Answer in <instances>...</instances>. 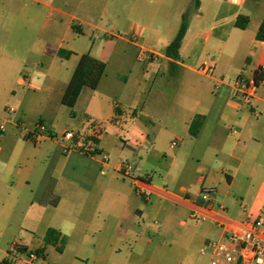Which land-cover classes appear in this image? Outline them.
Instances as JSON below:
<instances>
[{"label":"crops","instance_id":"crops-1","mask_svg":"<svg viewBox=\"0 0 264 264\" xmlns=\"http://www.w3.org/2000/svg\"><path fill=\"white\" fill-rule=\"evenodd\" d=\"M163 1L161 0L162 3ZM189 1L192 3V0ZM249 1L212 0L209 9H205L203 0H200L196 17L188 20V30L177 59L158 54L154 47L144 48L139 45L143 50L156 54L150 61L138 55L142 61L135 64V69L144 74L145 84L149 76L153 75L148 89H144L141 82L138 83L140 94L146 98L140 117L152 123L153 128L158 127L159 131H162L164 125L180 127L185 133L182 144L187 142L186 137L189 138V143L187 152L180 158L178 152L174 153L167 169L163 168L161 162L156 165L150 163L151 153L158 150L155 149L158 134H155L152 140L149 134L152 129L148 130V133L144 132L147 127L138 118L129 133L132 142L126 144L123 150H128L127 153L134 156L133 158H136L137 154V157L142 159L138 166L133 164L136 177L147 178L154 185L165 189L171 186L174 196L189 202H200L202 189L209 187L216 189L215 203H219L223 209L231 191L236 192L243 200L253 194L254 204L264 196V71H261L260 63L261 60L264 61V42L256 39L264 19L253 25V10L247 9ZM260 3V0H256L254 6L257 7ZM34 6L48 7L40 0H0V25L9 21L15 26L11 38L17 34L23 40L31 38L34 12L36 16L41 13V9H34ZM179 13L183 16L184 10ZM240 16L250 19L245 30L236 27ZM163 22L159 20L157 23V33H162L161 27L165 26ZM72 26L74 24L71 29ZM179 28H172L173 38L165 43V51L176 37ZM247 40L251 41L253 50H249ZM61 49V45L54 49V57L60 61L73 62L72 55L60 57ZM201 51L216 57L214 77H206L198 72L201 63L206 59L199 53ZM80 56L77 57L76 63L79 62ZM225 56L227 60L220 67V61ZM241 59H244L245 65L239 68ZM258 73L262 74L263 78L253 104L242 105L234 98L231 83L239 75L251 77ZM20 83L24 84V81L20 80ZM158 84L171 88L172 96L169 99L156 97ZM31 87L36 89L35 86ZM83 92L84 90L80 98ZM198 117L200 126L197 134L192 136L190 127ZM72 118V123L60 132L47 136L39 133L37 141H33L38 146L35 156L27 158L25 164L17 169L19 179L15 188L19 189L20 193L23 189L35 186L34 197L26 217L37 225L27 229L30 231L29 236L19 233L9 243V248L14 242H19L29 252L44 248L41 257V261H44L45 236L50 228H54L59 231L57 246L65 245V249H69L74 255L75 262L70 264H108L109 261L113 264L135 263L136 260L132 258L137 256V253L134 251L128 260L122 258L123 248L127 244H133L136 251L142 237L137 234V229L132 227L131 220L134 215L139 219L148 215L155 223L168 219L186 226L188 223L181 221L178 211L171 210L170 206L175 205L190 213L189 202L154 195L157 201L146 202L151 203V207L144 206L133 182L121 177L117 171L118 165L123 161L122 157L110 158V173L102 175L100 156H89L81 151L90 140V129L77 122V111L74 110ZM233 129L236 133H233ZM67 130L76 132L74 141L69 145L59 142V138ZM28 137L27 135L26 138ZM148 143L153 144L152 152L145 149ZM179 144L178 142L177 146ZM177 146L171 145V148ZM66 147L70 149L66 150ZM97 148L99 153L104 154H107L106 149H110L102 142V137L97 142ZM16 149L11 151V157L17 156ZM143 153L146 154L145 157ZM180 163L184 166V172L176 177V181L169 183L173 167L179 166ZM33 174L40 175L39 181L32 180ZM62 187L65 188V199L56 195ZM10 196L19 204L23 201L14 191ZM61 207L67 208V211L58 213ZM52 208L56 211L52 215L55 224L43 228L41 224L44 216ZM238 208L240 211L236 215L239 218L246 216L247 209L239 205ZM148 244L153 245V240L149 239ZM171 249L172 245H169L164 263L170 261L173 256ZM0 252L7 257V251ZM113 254L117 256L116 259H112ZM4 260L6 258H3L1 264ZM176 264L182 263L177 260ZM185 264H190L189 259L186 258Z\"/></svg>","mask_w":264,"mask_h":264},{"label":"rangeland","instance_id":"rangeland-1","mask_svg":"<svg viewBox=\"0 0 264 264\" xmlns=\"http://www.w3.org/2000/svg\"><path fill=\"white\" fill-rule=\"evenodd\" d=\"M48 5L41 9V13L34 12L32 36L23 40L20 36L14 35L11 38L12 29H15L12 22L0 25V125L5 126L3 134L0 132V250L8 251L9 243L19 233L30 235L27 229L34 228L36 222H31L26 213L34 197L35 186L23 189L20 193L16 189V182L19 179L17 169L24 165L27 158H33L38 146L31 142L26 136L30 133L47 136L50 133L62 131L72 123V111H77V122L87 129L99 124L102 129V142L110 147L105 150L109 159L122 157L123 163L134 165L141 164L142 159L130 155L123 147L131 144L129 133L133 129L137 119L147 127L144 132L152 129L150 133L153 140L158 134L156 152L151 153L150 163L161 162L163 168L170 164L175 152L179 158L187 152L189 138L182 144L185 136L180 127L175 128L164 125L162 131L153 128V124L144 121L140 117L145 95H141L138 83L148 89L151 83L150 75L145 84L144 74L135 69V64L142 60L139 56L145 50L131 44L132 34L140 35L138 44L145 47H154L158 54L164 55L165 43L171 40L172 28H179L182 22L180 11L188 12V20L194 19L197 9L193 8V1L189 0H40ZM256 0H250L247 9H252L251 18L253 25L264 19V0H260L259 6L255 7ZM212 0H203L205 9H209ZM58 10L64 11L61 14ZM73 16L75 19H72ZM164 21L165 26L161 27L162 33H157V23ZM46 24V25H45ZM76 25L79 33L72 30L71 25ZM253 27V26H252ZM251 27V28H252ZM142 31L140 34L139 32ZM1 33L3 36H1ZM9 37V39H8ZM8 39V41H4ZM59 45L64 50L71 51L74 57L73 62L60 61L54 57V49ZM246 45L253 50L250 40ZM91 55L103 61L107 65L106 74L96 90L85 88L75 109H71L62 103V98L70 82L71 76L78 63L76 59L81 54ZM200 54L202 53L199 52ZM205 58L216 59L212 54L202 53ZM227 57L220 61L223 66ZM262 64V60L260 61ZM76 65V67H74ZM245 65L241 59L238 67ZM218 70V69H217ZM216 74V73H215ZM248 77V76H246ZM161 78V77H160ZM24 81V84L20 83ZM35 86V88L31 87ZM156 97L169 99L172 96L170 87L158 84L156 86ZM7 108H14L15 113H7ZM136 110V112H135ZM139 116V117H138ZM6 121V122H5ZM43 128V129H42ZM11 136V138H7ZM35 142V141H34ZM59 142L69 145V141ZM173 142L180 143L176 148H171ZM133 144V143H132ZM153 144L148 143L146 150H153ZM17 148V156L11 157V151ZM181 148V149H180ZM144 157H145V153ZM167 161V163H165ZM134 164V165H133ZM173 167L169 177V183L176 181L181 174L183 167ZM107 173H110L108 171ZM34 182L39 181L40 175L31 176ZM173 191L172 187H167ZM23 201L18 203L10 196L11 192ZM65 188L56 195L63 196ZM255 196L249 194L243 200L236 192L231 191L229 199L223 204L225 214L231 219L243 220L247 217L264 220V196L254 204ZM65 199V198H64ZM144 206L151 207V203L157 201L153 196L151 203L140 200ZM240 207L246 208V216L239 218ZM255 206V207H254ZM171 210L178 211L179 218L188 225L182 226L178 221L162 220L155 223L147 216L139 219L134 215L131 220L132 227L137 229L141 237L139 247L136 251L133 244H127L123 248V260L132 257V251L137 253L134 256L135 263L132 264H176L180 260L185 264L186 258L190 264H208L211 251L206 249L205 254L201 253L208 243L216 242L219 239L221 230L212 222L197 223L190 219V213L175 205L170 206ZM219 209V203L216 204ZM67 208L61 207L58 211L62 213ZM56 213L54 208L48 210L44 216L41 226L55 224L52 215ZM185 224V223H183ZM40 226V227H41ZM30 230V229H29ZM36 230V229H35ZM153 240V245L148 240ZM169 245L172 255L170 261L163 262ZM7 256V255H6ZM5 257L0 252V264ZM115 254L112 259H116ZM166 259V258H165ZM75 262L74 255L65 245L46 246L45 260L37 264H70ZM77 263V261H76ZM108 264H113L111 261Z\"/></svg>","mask_w":264,"mask_h":264},{"label":"built area","instance_id":"built-area-1","mask_svg":"<svg viewBox=\"0 0 264 264\" xmlns=\"http://www.w3.org/2000/svg\"><path fill=\"white\" fill-rule=\"evenodd\" d=\"M143 30L139 33L141 34ZM139 34H132L131 43L139 46ZM141 48V47H140ZM142 49V48H141ZM156 56L154 52L146 51L140 58L151 60ZM216 69V60L206 58L200 65L198 72L206 77H214ZM261 71H264V61L261 64ZM234 89V98L242 105L251 106L256 97L259 84L256 74L251 77L239 75L232 81ZM14 108H7V113H15ZM6 122V121H5ZM5 131V126L0 125V132ZM90 140L81 148V151L89 156H100L102 166L100 173L106 175L109 168V156L99 153L97 142L102 137V129L99 124L94 125L90 129ZM233 133L236 130L233 129ZM28 138L37 141L38 134L30 133ZM76 132L73 130L65 131L61 138L63 141L73 142ZM177 146L176 142L172 143V147ZM66 147V150H69ZM117 171L123 178L130 179L138 193L139 197L150 202L152 197L171 198L180 202H189L187 199H181L174 196L171 192L163 187L154 185L149 179L139 178L135 176L134 167L126 162L118 165ZM216 189L213 187L204 188L200 193V202H189L190 219L197 223L212 222L220 230L221 235L216 242L208 243L206 248L201 249L204 255L206 249L211 251V257L208 264H264V220L258 218L247 217L243 220L231 219L225 214V209L216 208L215 203ZM7 258L2 264H37L41 262V257L36 252L25 250L19 242H14L6 253Z\"/></svg>","mask_w":264,"mask_h":264},{"label":"trees","instance_id":"trees-1","mask_svg":"<svg viewBox=\"0 0 264 264\" xmlns=\"http://www.w3.org/2000/svg\"><path fill=\"white\" fill-rule=\"evenodd\" d=\"M193 1V8L199 9L200 7V0H192ZM188 12L184 13L182 16V22L179 28V31L176 37L171 41V43L166 48V56L172 59H177L179 57V50L182 46V42L188 30ZM250 22V19L246 16L238 17L236 21V27L245 30ZM73 30H76L78 33L80 32L79 29L74 25L72 26ZM256 39L258 41L264 42V20L261 23ZM71 52H68L64 49H61L59 52L60 57L69 56ZM107 65L99 60L94 58L91 53H86L80 56L79 62L77 67L75 68L73 75L70 79V82L65 90V93L62 98V103L65 106H68L71 109H74L76 106L78 99L82 91L85 88H90L92 90H96L102 79L106 74ZM258 82L262 81V74H256ZM72 116L74 115V111L71 112ZM200 126V117L196 118L191 127L190 132L192 136L197 134V131ZM56 203H54L55 205ZM59 240V231L50 228L45 236V246L47 245H57ZM37 255L43 257L44 248L38 249L35 251Z\"/></svg>","mask_w":264,"mask_h":264}]
</instances>
